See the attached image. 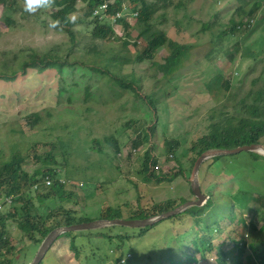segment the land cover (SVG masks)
<instances>
[{
  "label": "rangeland",
  "instance_id": "rangeland-1",
  "mask_svg": "<svg viewBox=\"0 0 264 264\" xmlns=\"http://www.w3.org/2000/svg\"><path fill=\"white\" fill-rule=\"evenodd\" d=\"M257 1L261 0H250L245 10L249 11ZM160 3L161 9L152 20L153 28L164 30L172 40L193 44V47L182 66L169 76L164 75L158 65L169 54L166 46L159 48L153 59L141 63L133 61L122 67L119 74L127 75V79L133 75L143 98L119 86L111 90L105 84L108 78L99 74L91 81L100 83L99 98L87 103L79 92L73 100L69 99L68 93L60 95L62 81L57 69L29 67L14 79L0 78V167L13 157L21 156L24 158L23 170L30 175L40 171V178L47 172L45 169L52 166L51 174H59L68 180L61 184L72 192L70 197L62 200L54 193L49 198H42L48 190L31 188L22 201L6 205L0 214L6 216L8 212L9 217L3 221L11 240L0 254L3 264H31L40 249V245L21 230L18 217L12 216L13 206H24L29 196L32 197L33 212L38 207L39 211L47 208L52 213L48 220L50 227L65 226L64 211L68 209L76 210V217L93 220L102 217L103 208H111L115 218L133 219L139 213L136 210L150 212L155 203L173 200L180 206L195 199L194 193L190 192L191 166L197 157L190 149L192 142L207 134L212 123L226 124L229 118L237 115L236 105L250 89L264 87V3L258 15L253 16L252 27L233 35H221L230 28V20L249 19L248 15L237 14L239 0H163ZM23 4L24 0H17L13 8L0 4V73L20 68L32 52L55 50L65 56L72 49L70 59L84 60L123 55L134 57L146 44L138 36L136 19L128 20L137 29L131 35L123 24L118 23L115 31L121 32L122 37L115 40L93 38L94 24L85 19L86 2L81 0L70 15V18H77L72 27L79 42L76 45L65 29L50 27L56 21L54 5L29 14L24 11ZM125 4L129 5V0ZM130 10L128 6L125 13ZM79 19L82 21L78 22ZM206 23L210 28L203 30ZM125 38L129 40L127 47ZM97 51L101 55L97 56ZM231 53L232 59L227 56ZM111 69L120 71L114 66ZM226 79L232 82L230 90L222 87V80ZM88 81H83L80 87ZM211 83L214 88L209 93L206 86ZM148 95L157 100L156 110L146 102ZM36 113L42 120L33 123L31 119ZM152 123H156V129L150 141L134 148L132 140L138 128ZM173 138L179 140L180 146L175 158L167 160L164 142ZM260 143L264 144V137ZM148 148L158 157L161 175L168 176L169 169L175 172L179 166L185 173L172 180H146L142 168L143 154ZM47 154L56 156L55 162L47 160ZM250 162L247 152L243 151L224 155L216 161L210 158L201 164L199 180L202 192L212 199L210 213H178L179 219H164L144 235L139 234V228L125 225L74 231L77 255L71 247L70 236L62 234L41 263L171 264V255L174 254L177 261L180 250L190 252L188 248L196 244L198 235L210 233L207 226H215L218 223L215 222L216 215L226 212V206L235 203L243 188L242 182L251 183L246 182L252 178ZM156 165H152V169L159 172ZM233 205L237 217L232 220L221 218L223 231H212L217 244L229 236L245 235L243 225L232 223L240 216H246L248 221L254 218L258 225L262 224L253 210L242 211ZM59 206L64 209L57 210ZM105 233L115 237L111 239ZM116 234H129L130 238L122 240ZM8 247L13 248L10 255L6 253ZM196 255L199 257L200 253L197 251ZM214 257L215 253H212L207 262H214ZM123 258L125 262H122Z\"/></svg>",
  "mask_w": 264,
  "mask_h": 264
},
{
  "label": "trees",
  "instance_id": "trees-1",
  "mask_svg": "<svg viewBox=\"0 0 264 264\" xmlns=\"http://www.w3.org/2000/svg\"><path fill=\"white\" fill-rule=\"evenodd\" d=\"M81 0H55L54 6L57 8L54 12V18L56 21L60 22V28L65 29L71 38L74 40V43L78 45L76 41L72 27L74 23L70 19V15L76 11L77 3ZM86 2L85 5V19H90L94 24L92 28L93 38L99 39H108L115 40L116 38L122 37L117 35L115 28L118 23L123 24L125 30L129 35L132 34V31L136 29L131 23L128 22L127 17H122L114 24L111 19H99L98 16H94L93 12L96 8L100 7L102 0H82ZM106 10L108 15H113L116 12L123 11L125 8H131L129 13L138 12L135 15L136 24L138 26L137 32L139 38H143L146 41V44L136 52L134 57L123 56H113V57H104L102 59L91 58L89 60H84L83 58H72L70 56L73 54L72 49H69L68 53L65 56H62L60 52L55 50H49L45 53L32 52L30 57L23 61V64L20 68L11 70L7 73L1 72L0 78H9L14 79L16 75L21 72L22 74L26 72L27 68H50L57 69L59 75L61 76L62 83L60 84L59 93L63 95L68 93L69 99L73 100L75 94L79 92L84 96V103L94 101L98 99L100 93V83L91 82L94 75L99 74L100 76L107 77L106 85L114 88L119 86L122 90H130L134 92L137 96L143 98L139 92L140 87L138 86V80L131 75L130 79H127V75L119 74L121 69L125 64L130 62H145L150 59H153L159 50V48L166 46L169 49V54L165 57V61L158 63L159 68L164 75L169 76L174 73L180 66H182L183 61L189 56V53L193 47V44L180 43L172 40L164 30H156L153 28L152 20L155 17V14L161 9V1L163 0H129V5L125 4L127 0H109ZM241 4L238 6V15L244 16L248 15V18H253V16L258 15L264 1L254 2V6L249 10H245V5L250 0H239ZM17 3V0H0V4L6 5L8 8H13ZM164 7V6H163ZM255 20V19H254ZM7 23V20H5ZM82 21L81 19L78 20ZM242 21V22H241ZM231 26L227 27L226 31L221 35L234 34L239 30H246L250 28L239 27L243 20H235L232 18L230 20ZM255 23V21H254ZM253 23V24H254ZM65 24H67L66 27ZM210 28V24L206 23L203 26V30ZM127 39V38H125ZM129 44V40L124 41L125 47ZM137 45V43H136ZM238 45V44H237ZM220 50V49H219ZM235 50H238V46L235 47ZM89 52V50L87 51ZM96 55H101V53H96ZM230 56L232 59V53ZM112 66L120 68V71H113ZM88 81L87 84L81 86L83 81ZM223 85L226 90H230L232 87V82L229 79L222 80ZM213 85L208 84L206 90L211 93L213 92ZM115 89V88H114ZM219 93V92H216ZM250 99V100H249ZM146 102L149 103L150 107L153 110L157 108V100L153 98V95H148L145 98ZM238 114L234 117L229 118L226 124L214 122L210 126V130L207 134L200 137L198 140L193 141L190 149L193 152L197 153V157L193 160L194 166L196 159L204 151L213 148H236L245 144L260 143L264 137V87L260 89H250L247 96L239 100L238 105ZM42 120V117L39 113L35 114V117L31 119V122L37 123ZM156 129V123H152L149 126H143L138 128V133L136 137L132 140V146L134 148L141 147L144 143L150 141L154 131ZM109 141L117 145V142L113 138H109ZM165 149L168 154L167 160L174 159L177 149L180 146L178 139L173 138L171 140L166 139ZM153 149H146L143 154V168L142 171L145 173V179L154 178L157 181H162L164 179H174L181 173H185L184 169L179 166L178 170L173 172L169 169L167 172L168 176L161 175L162 170L160 165L157 163L158 157H156L153 152ZM250 158V171H251V180H246V182H251L250 184L243 183V188L238 192L236 196L235 204L242 211L245 209L253 210L257 217L262 221L261 225H258L254 218H251L250 221L246 216H240L239 219L233 221L235 225H243L245 230L244 233L236 237H227L225 241L216 243V239L212 231L222 232L223 228L221 227L220 219L226 217V219L232 220L235 216L237 217V212L232 208L233 204L226 206V212H220L216 215L215 222H218L215 226H207L209 234L204 233L197 236L196 244H192V248H188L190 252H183L180 250V256L177 261L174 257V254L171 255V264H264V155L257 152H247ZM224 155L215 156L212 159L214 161L220 160ZM47 160L55 162L56 156L52 154H47ZM23 161L24 158L21 156H15L11 160L2 163L0 167V196L3 194L14 195L15 202H20L24 199L25 194H28L31 190V186L34 181L39 179L38 175L41 174L40 171L34 172L33 175L28 174L23 170ZM158 164L160 171L156 172L152 169V165ZM45 170L48 172L52 171V166L47 167ZM46 172V171H45ZM43 174V173H42ZM48 190L47 193L42 194V198H49L52 194H56L60 199L66 200L70 195L71 191H68L65 188V185L55 182L49 188H42L38 191ZM191 194L192 188H191ZM192 198V197H190ZM32 197L29 196L27 202L24 206H13L14 213L12 216L18 217L19 227L21 230L29 236L30 239L35 240L39 245L48 235V233L53 230L56 226L50 227L48 225V220L52 217V213L46 208L45 211H39L40 208H36V212H33V208L30 205ZM229 203V202H228ZM11 204V205H12ZM176 201L168 200L167 202L155 203L151 207V211H144L145 213L139 212L133 218H147L160 214L162 212L171 210L177 207ZM211 197L208 198L206 203L202 206H191L186 210L182 211L185 213H195V214H206L208 211L211 212L212 206ZM6 207V206H5ZM11 207V206H10ZM64 209L63 206H59L57 210ZM112 209L104 208L101 210L102 217L104 219H114L116 216H113L110 212ZM221 210V208L219 209ZM47 211L49 213H47ZM4 212V210H3ZM2 212V213H3ZM10 212V211H9ZM135 212V213H136ZM180 212V213H182ZM0 214V254L4 246L10 244V236L7 235L8 230H6L5 223L9 216ZM64 225H71L78 222H84L92 220L91 218L85 216L75 215L78 213L76 210L68 209L64 211ZM58 214V213H57ZM194 214V215H195ZM243 215V213H241ZM181 215H174L170 219H179ZM211 218V215H208V219ZM63 225V224H61ZM152 226L139 228V234L144 235ZM247 229V233H246ZM238 232V231H237ZM236 232V233H237ZM63 235L70 236L71 247L73 248L75 254H78V249L75 245L76 233L68 232ZM109 238H114L115 236L109 233H105ZM117 237L122 240L130 238L129 234L123 236L122 234L117 235ZM200 253L198 257L196 255V248ZM13 249V248H12ZM11 247H8L6 250L7 255H10L12 252ZM215 253L214 262L210 263V255ZM197 261V263H195ZM43 263V262H42ZM41 263V264H42ZM0 264H3L0 260ZM7 264V263H4ZM10 264V262H9Z\"/></svg>",
  "mask_w": 264,
  "mask_h": 264
},
{
  "label": "water",
  "instance_id": "water-1",
  "mask_svg": "<svg viewBox=\"0 0 264 264\" xmlns=\"http://www.w3.org/2000/svg\"><path fill=\"white\" fill-rule=\"evenodd\" d=\"M256 146H264L263 143H253V144H245L238 146L236 148H213L209 149L207 151H204L202 154L198 156V158L195 161V164L192 169L191 177H190V183L192 187V191L195 195V199L189 200L180 206H177L171 210L162 212L160 214H156L154 216H150L147 218H133V219H122V218H114V219H93L89 221L84 222H78L71 225H65L56 227L53 230H51L48 235L45 237V239L42 241L40 245V249L34 258V260L31 262V264H41V262L44 260L46 253L52 248L53 243L62 235L68 232H74V231H86V230H93L98 229L102 227H108L113 225H125L128 227L133 228H144L148 226H154L156 223L168 219L191 206H202L206 203V201L209 198L208 194H205L202 192L200 180H199V169L201 164L210 158H213L215 156H221V155H230V154H238L243 151L246 152H257L262 155H264V147L257 148Z\"/></svg>",
  "mask_w": 264,
  "mask_h": 264
},
{
  "label": "built area",
  "instance_id": "built-area-1",
  "mask_svg": "<svg viewBox=\"0 0 264 264\" xmlns=\"http://www.w3.org/2000/svg\"><path fill=\"white\" fill-rule=\"evenodd\" d=\"M102 1L103 2L101 3L100 7L96 8L93 12V15L98 16L99 19H101V20L108 18V19H111V21L115 24L116 21L119 20V18L127 17L129 20H132L135 18V15L138 14V12H133L131 14L125 13V10L127 9V8H125L123 11L116 12L113 15H108L109 13H107L106 8H107L108 4L110 3V1L109 0H102ZM254 21L255 20L253 18H249L248 20L243 21V23L239 27L251 28ZM116 28H117V26H116ZM117 35L121 36L122 33L117 32ZM155 168L158 169L159 166L156 165ZM55 182L67 183L69 181L62 178L59 174L52 175L51 172L47 171L46 173L41 175V177L37 181L33 182L31 188H32V190L38 191V190H41L42 188H49ZM13 200H14L13 194L12 195H7V194L1 195L0 196V212L5 208L6 205L12 204ZM125 261H126V259L123 258L122 262H125Z\"/></svg>",
  "mask_w": 264,
  "mask_h": 264
},
{
  "label": "clouds",
  "instance_id": "clouds-1",
  "mask_svg": "<svg viewBox=\"0 0 264 264\" xmlns=\"http://www.w3.org/2000/svg\"><path fill=\"white\" fill-rule=\"evenodd\" d=\"M55 4V0H24L23 9L25 12L29 14H35L37 11L41 9H50ZM71 21L74 23L76 21V17L72 16ZM50 27L53 29L60 28V22L55 21L50 24ZM257 148L264 146H256Z\"/></svg>",
  "mask_w": 264,
  "mask_h": 264
},
{
  "label": "bare ground",
  "instance_id": "bare-ground-1",
  "mask_svg": "<svg viewBox=\"0 0 264 264\" xmlns=\"http://www.w3.org/2000/svg\"><path fill=\"white\" fill-rule=\"evenodd\" d=\"M120 19V18H119Z\"/></svg>",
  "mask_w": 264,
  "mask_h": 264
}]
</instances>
